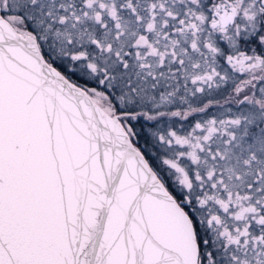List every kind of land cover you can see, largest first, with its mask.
Segmentation results:
<instances>
[{"label":"snow or ice","instance_id":"6c2138e0","mask_svg":"<svg viewBox=\"0 0 264 264\" xmlns=\"http://www.w3.org/2000/svg\"><path fill=\"white\" fill-rule=\"evenodd\" d=\"M0 264H264V0H0Z\"/></svg>","mask_w":264,"mask_h":264}]
</instances>
